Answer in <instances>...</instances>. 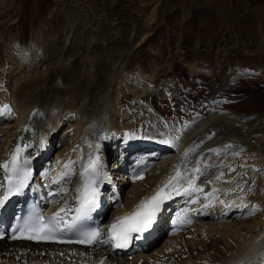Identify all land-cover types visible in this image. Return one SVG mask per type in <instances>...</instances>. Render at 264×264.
<instances>
[{
  "label": "bare ground",
  "instance_id": "1",
  "mask_svg": "<svg viewBox=\"0 0 264 264\" xmlns=\"http://www.w3.org/2000/svg\"><path fill=\"white\" fill-rule=\"evenodd\" d=\"M100 14L90 22L85 18L76 20L77 24L76 21L71 22L74 16H69L65 23L67 29L59 40H55L45 57L34 64H26L23 55L7 54L0 47V109L4 105L10 109L0 111V162L8 156L7 150L17 143L29 141L38 146L41 153L51 151L54 148L51 141L58 133L66 148L53 161V175L62 171L69 160L73 159L76 166H80L74 160L78 146L84 147V150L87 148L85 154L90 147H94L101 158L108 157L110 175L118 166L125 165V155L131 154L128 166L123 168L129 173V185L124 191L120 190L121 204L118 211L112 214L115 217L130 212L142 198L150 196L162 181L175 174L176 167L182 173H190L191 169L199 167L203 175L196 184L204 189V193L211 192L213 188L220 189L215 194L218 199L235 203L226 208L213 200L212 206L203 208L202 205L208 203L204 194H192L183 202L185 208L182 212H191V217H186L191 222L183 236L162 241L143 260L136 258L130 262L122 260L115 263L226 264L234 256L237 257L234 264L254 263L264 251V148L256 149L251 142L255 139V135L252 137L255 132L261 133L255 127L259 123L256 124L253 116L244 118L234 111L221 113V110L213 109L206 119L201 115L186 119L183 127L177 128L181 131L171 130L174 124L169 122L167 126H156L159 137L155 135L156 130L143 131L140 127L144 124H138L136 119L144 116L149 120L147 123H154L155 127V115L163 113L155 106L152 97L156 93L162 94V97L165 94L164 99L174 105V88L168 85L160 92L161 86H149L148 79L141 83L142 76L138 73L120 77L127 58L132 56L139 44L133 31L127 29V24L120 26L125 16L118 18L119 14L117 17L119 23L115 29L120 35L112 39L109 32H118L114 28L109 30L113 23L104 24L109 20L103 10ZM97 32L102 35H97ZM105 34L107 38L102 37ZM104 46L108 47V51L100 49ZM124 76L126 78H122ZM129 94H134L136 108L134 105L129 108L122 106V100H126ZM146 107L147 110L143 109ZM142 109L148 114H144ZM243 123L249 126L245 127ZM185 125H188L186 130ZM207 126L215 128L213 136L208 139L206 131H202ZM19 135L23 138L17 137ZM176 136L180 139L174 142ZM231 139L241 146L232 148L228 144ZM163 140L169 141L164 143L168 144L167 151L159 152L161 157L153 161L155 154L149 153L154 149L144 146L151 143L157 145ZM52 143L57 146L59 142ZM130 146L132 151L128 149ZM140 158H145L144 163L155 170L140 174L143 179H134L131 174ZM174 164L175 168L172 167ZM220 173H223L222 179L215 180ZM104 177L107 178V175ZM117 177L120 179H116V185H120L123 175ZM227 189L233 191L226 192ZM241 197L249 207L241 205ZM194 200L198 202L193 203ZM252 205L258 206L259 210L249 215ZM160 213L166 215L162 211ZM12 246L0 243V264H14L16 260L20 264L19 260L24 258L38 262L55 258L17 256L8 249ZM42 250L49 253L67 249L47 246ZM103 255L108 257L106 253Z\"/></svg>",
  "mask_w": 264,
  "mask_h": 264
},
{
  "label": "rangeland",
  "instance_id": "2",
  "mask_svg": "<svg viewBox=\"0 0 264 264\" xmlns=\"http://www.w3.org/2000/svg\"><path fill=\"white\" fill-rule=\"evenodd\" d=\"M101 10L109 20L104 24L113 23L109 30L125 16L120 26L127 24L136 35L139 45L127 58L123 74L146 76L157 88L172 83L176 90L174 112L164 93L152 97L163 113L157 115V126L161 116L181 120L189 109H230L257 120L255 127L263 134L255 132L251 142L256 149L264 148V0H0V47L34 64L59 40L69 16H74L72 23L84 18L90 22ZM115 30L117 34L108 31L112 39L120 35ZM100 49L108 51L106 46ZM59 136L54 159L66 148Z\"/></svg>",
  "mask_w": 264,
  "mask_h": 264
},
{
  "label": "snow or ice",
  "instance_id": "3",
  "mask_svg": "<svg viewBox=\"0 0 264 264\" xmlns=\"http://www.w3.org/2000/svg\"><path fill=\"white\" fill-rule=\"evenodd\" d=\"M0 111H10L7 105L3 106ZM167 126V125H165ZM188 125H185V130ZM177 131H181L177 129ZM127 135V134H126ZM163 135V133H161ZM104 137H101L103 139ZM180 139L179 136L174 138V142ZM162 143H169L168 140L161 141ZM30 145H25L29 147ZM98 147V146H97ZM227 147V146H226ZM22 148L17 144L15 151L10 154V159L0 163V169H3L5 175L4 180L0 181V208H3L6 203L14 195H18L28 186V181L31 178V170L27 167L21 166L19 162V156L22 152ZM187 155V151L185 153ZM74 162L69 160L63 167L64 172L59 179H63L71 168ZM199 163V161H197ZM24 164L27 165L28 161L25 160ZM234 170V169H229ZM102 174L100 169V158L97 156L93 158L89 157V163L80 173L81 184L77 189L78 206L75 209H69L65 206H61L49 217H44L42 214H34L26 219L23 224L19 225L16 232L20 233V236L13 234L12 238L23 239H38V240H52L65 243H78L86 246H92L97 244H111L114 249H128L131 241L134 238H139V234H142L151 229L158 214L161 212L163 205L170 200L173 195L191 196L193 193H203L204 199L208 203L202 205L203 208H208L211 205V201L216 200L218 203L224 205L226 208L230 207L235 202H226L218 199L215 195L220 189L213 188L211 192L204 193V189L196 184V181L203 175L199 167L191 169L190 173H182L179 167L175 168V174L167 177L161 182L152 192L150 196L142 198L130 212L117 217L106 228L101 229L97 227H83L78 222L86 221L91 212L99 205L100 191L97 185L101 182L99 177ZM223 177V173H220L215 177V180L219 181ZM136 179H143L142 176H137ZM54 183L58 181H53ZM212 183V181H208ZM230 183V181H225ZM64 191V189H62ZM226 192L233 191L232 189L225 190ZM243 191V188H240ZM51 194V193H50ZM198 201H193L196 203ZM240 203L243 207H249L243 203V198H240ZM258 206L252 205L249 215L255 214L258 211ZM75 212L71 221L65 217L69 212ZM61 213L65 215L62 216ZM190 220H186L181 217V223H190ZM176 223V221H173ZM68 232L72 233V237L66 240H60L59 236H67ZM28 233V235H24ZM106 233V239H102V234ZM134 234L135 237H134ZM103 264V261H101ZM261 264H264V257L261 258Z\"/></svg>",
  "mask_w": 264,
  "mask_h": 264
}]
</instances>
